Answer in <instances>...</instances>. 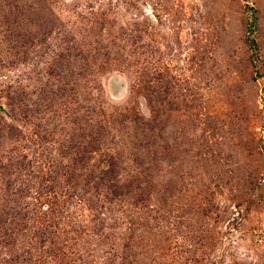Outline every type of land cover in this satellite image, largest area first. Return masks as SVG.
I'll use <instances>...</instances> for the list:
<instances>
[{
  "label": "rangeland",
  "instance_id": "rangeland-1",
  "mask_svg": "<svg viewBox=\"0 0 264 264\" xmlns=\"http://www.w3.org/2000/svg\"><path fill=\"white\" fill-rule=\"evenodd\" d=\"M0 264H264V0H0Z\"/></svg>",
  "mask_w": 264,
  "mask_h": 264
},
{
  "label": "trees",
  "instance_id": "trees-1",
  "mask_svg": "<svg viewBox=\"0 0 264 264\" xmlns=\"http://www.w3.org/2000/svg\"><path fill=\"white\" fill-rule=\"evenodd\" d=\"M252 44H253V43L251 42V45H250L251 47H250V49L254 52L253 49H254V48L256 49V46H255L254 44H253V45H252ZM252 48H253V49H252Z\"/></svg>",
  "mask_w": 264,
  "mask_h": 264
}]
</instances>
